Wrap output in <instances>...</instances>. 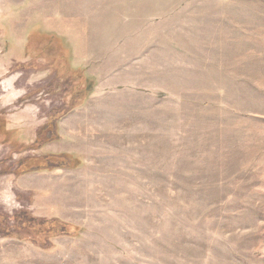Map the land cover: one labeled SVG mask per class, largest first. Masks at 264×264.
<instances>
[{
    "label": "rangeland",
    "instance_id": "1",
    "mask_svg": "<svg viewBox=\"0 0 264 264\" xmlns=\"http://www.w3.org/2000/svg\"><path fill=\"white\" fill-rule=\"evenodd\" d=\"M143 1L0 0V264H264V0Z\"/></svg>",
    "mask_w": 264,
    "mask_h": 264
},
{
    "label": "crops",
    "instance_id": "2",
    "mask_svg": "<svg viewBox=\"0 0 264 264\" xmlns=\"http://www.w3.org/2000/svg\"><path fill=\"white\" fill-rule=\"evenodd\" d=\"M126 2H129V4L123 7V5ZM143 2H144L143 0H103L102 27H103L104 37L105 36L107 38L117 37L116 29H122V28L126 29V28L141 26L139 23L142 22L144 17ZM154 14L155 11H152V16H154ZM161 14H165L167 18L171 16V13L169 11H163ZM197 17L199 16L197 14L195 16V13H192L191 10L186 12L183 19L185 21L188 20L189 24H186L185 26L187 27L197 26V24H194L192 22L198 20ZM162 18H164V16H162ZM89 21L93 23L91 22L89 23ZM75 22L77 25H79L78 20H73V19L64 20L63 23H66L64 24L65 29L70 30L74 28L76 26ZM79 23L80 25L83 24V23L81 24V22ZM85 24L86 26H89V24H91V26H94L93 15L91 16V18L88 16ZM111 29H113V32H111ZM66 33L64 32V35Z\"/></svg>",
    "mask_w": 264,
    "mask_h": 264
},
{
    "label": "trees",
    "instance_id": "3",
    "mask_svg": "<svg viewBox=\"0 0 264 264\" xmlns=\"http://www.w3.org/2000/svg\"><path fill=\"white\" fill-rule=\"evenodd\" d=\"M64 159H66L67 161V164H70L69 166L68 165H59V166H56V167H41V166H32L30 167V169H26L22 172V173H19L17 176H21V175H26V174H29V173H38V172H43V171H51L53 169H78V167L80 168L81 166V162H79L74 156L72 157L71 155H63ZM26 219H27V223L28 224H35V225H40V226H43L45 225V222L47 220L44 221V219H39V218H36V217H33L31 214L27 213L26 214ZM52 223H56L58 224L59 226H61L58 231L56 230V234L54 236L56 237H68V238H72V237H77L78 236V231H76V227L72 226V225H69V224H64V225H61L59 222H58V219H54L51 221ZM4 232V231H2ZM1 235L5 236V235H9L8 232L6 233L5 232V235L4 233H0ZM7 237V236H5Z\"/></svg>",
    "mask_w": 264,
    "mask_h": 264
}]
</instances>
